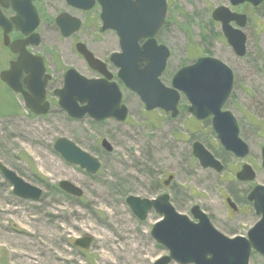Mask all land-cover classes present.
<instances>
[{
    "label": "rangeland",
    "instance_id": "1",
    "mask_svg": "<svg viewBox=\"0 0 264 264\" xmlns=\"http://www.w3.org/2000/svg\"><path fill=\"white\" fill-rule=\"evenodd\" d=\"M170 2L160 36L171 51L162 82L171 86L177 70L199 56L215 57L229 66L234 85L224 110L236 117L249 154L238 158L226 151L211 118L196 120L187 112L184 95L179 115L172 118L160 109L147 111L139 97L122 86L127 119L96 121L89 116L69 117L56 103L48 114L37 116L0 80V162L42 190L38 200L21 198L0 171V264H154L169 254L151 235L162 215L152 209L140 220L126 202L130 195L154 199L168 193L174 208L191 219L189 210L198 204L215 228L231 238L246 236L260 219L246 196L256 184L264 185V3L254 8L233 7L228 0ZM219 6L248 16L244 57L235 54L221 24L212 19ZM9 58L0 49V71ZM60 137L97 158L99 171L89 174L65 160L54 148ZM104 138L112 145L111 152L102 147ZM195 141L223 163V171L201 166L192 152ZM243 164L255 169L254 181L236 179ZM169 175L173 179L165 186ZM62 180L80 187L83 196L59 189ZM226 196L243 213L233 216ZM84 235L93 240L81 250L74 241ZM250 264H264V256L254 252Z\"/></svg>",
    "mask_w": 264,
    "mask_h": 264
},
{
    "label": "water",
    "instance_id": "2",
    "mask_svg": "<svg viewBox=\"0 0 264 264\" xmlns=\"http://www.w3.org/2000/svg\"><path fill=\"white\" fill-rule=\"evenodd\" d=\"M103 6L101 18L103 29L115 27L113 19L114 0H100ZM77 7L90 9L94 0H69ZM139 14L130 17L131 32L126 42L122 37V52L113 55L112 60L119 68L118 77L125 87L135 94L152 111L161 109L170 113L172 118L179 115L178 105L183 94L188 102V112L198 120L212 118V127L226 151L238 158H245L249 145L239 136L237 119L230 111H223L234 85V73L221 60L211 56H201L193 64L180 68L172 77L171 86H166L160 79L167 66L170 50L165 45H157L155 35L163 25L167 10V0L152 3L139 0ZM232 6L250 3L257 7L264 0H229ZM119 3V1H118ZM214 21L221 23L222 32L235 54L244 57L247 52V36L243 31L248 17L244 13L232 11L226 6L216 7L212 12ZM5 20L0 15V22ZM15 24L18 20L15 18ZM62 30L66 24L61 25ZM149 29V30H148ZM144 31L140 36H148L149 40L143 49L137 45L136 31ZM129 36V35H128ZM25 43H13L11 50L19 53L17 59L10 62L8 69L0 72V79L15 93L22 94L27 108L36 115H45L50 105L46 100L45 87L49 76L43 60L24 49ZM82 53L93 69H102L100 61L83 46ZM143 61L145 65L140 67ZM23 74H26L22 80ZM26 84L27 89L24 88ZM58 103L70 117L81 119L86 115L94 120L103 121L114 118L124 122L128 116V108L122 103L123 94L116 82L105 79H89L75 71L66 75L64 87L57 91ZM102 147L111 152L112 145L107 139H102ZM54 148L70 163L79 165L89 174H95L101 168L100 161L81 149L68 138L60 137L54 143ZM193 155L204 168H213L218 172L223 170V164L203 144L194 142ZM262 166L264 167V146L262 148ZM0 171L13 185V192L24 199L38 200L42 190L26 182L16 172L0 162ZM239 181H254L255 170L244 164L236 173ZM173 179L170 175L165 181L168 185ZM64 192L76 197L83 196V190L68 180L58 183ZM248 200L253 203L256 214L260 219L249 229L247 236L237 235L227 237L217 230L209 216L194 205L191 214L197 221L179 213L170 201V195L163 193L154 199L140 198L130 195L126 202L133 213L145 220L150 210L154 209L162 215L151 230V235L157 243L166 247L168 255L162 256L154 264H169L176 261L180 264H250L253 252L264 256V185L257 184L249 192ZM228 204L236 210L237 207L227 199ZM92 237L84 235L75 240V246L88 249Z\"/></svg>",
    "mask_w": 264,
    "mask_h": 264
},
{
    "label": "flooded vegetation",
    "instance_id": "3",
    "mask_svg": "<svg viewBox=\"0 0 264 264\" xmlns=\"http://www.w3.org/2000/svg\"><path fill=\"white\" fill-rule=\"evenodd\" d=\"M138 1L114 0L113 22L115 27L103 29L104 23L101 18L103 6L100 0H94V5L90 9L74 6L69 0H0V15L5 19L0 22V49L10 56L8 66L3 70L9 68L10 62L19 56V53L11 50V45L19 43L20 46L21 43H25L23 47L26 51L43 60L45 73L49 76L45 87L46 100L50 105L49 112L55 103L60 110L65 111L58 103L59 97L56 92L64 87L66 75L70 71H75L89 79L116 82L120 87H124L118 77L119 68L113 62L112 57L122 52L121 35H126V42L130 38L133 40V34L130 33L132 30L130 17L135 15V11L139 14L141 5ZM147 1L156 3L160 0ZM167 3L169 11L170 0H167ZM15 18L18 20V25L14 22ZM165 23L166 20L154 37L157 45L163 44L160 36L164 31ZM62 24H66L64 31L61 28ZM142 33L144 31L137 30L136 36ZM148 40V36L137 37L138 47L143 49ZM83 46L93 54L95 59L100 61L102 69L91 67L81 51ZM139 65L143 67L145 63L141 61ZM25 75L23 74L22 80ZM23 86L27 89L25 83ZM17 95L23 99L21 94ZM228 198L229 196H226L225 203L233 216L243 213L242 208L230 197L237 207L234 210L228 204ZM246 199L249 202L247 196Z\"/></svg>",
    "mask_w": 264,
    "mask_h": 264
}]
</instances>
